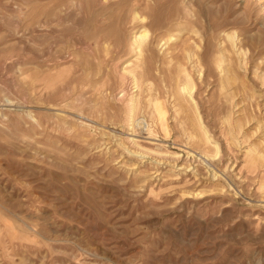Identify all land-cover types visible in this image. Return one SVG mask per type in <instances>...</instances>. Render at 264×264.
Returning a JSON list of instances; mask_svg holds the SVG:
<instances>
[{
	"label": "rangeland",
	"instance_id": "1",
	"mask_svg": "<svg viewBox=\"0 0 264 264\" xmlns=\"http://www.w3.org/2000/svg\"><path fill=\"white\" fill-rule=\"evenodd\" d=\"M0 264H264V0H0Z\"/></svg>",
	"mask_w": 264,
	"mask_h": 264
},
{
	"label": "bare ground",
	"instance_id": "2",
	"mask_svg": "<svg viewBox=\"0 0 264 264\" xmlns=\"http://www.w3.org/2000/svg\"><path fill=\"white\" fill-rule=\"evenodd\" d=\"M146 36H147V34H141V35L138 37V39H139L140 41H142V40H144V39L146 38ZM134 43H135V42H134ZM141 44H142V42H141ZM140 46H141V49H142V45H140ZM136 51H137V50H136ZM187 76H188V75H187ZM188 81H189V80H188ZM188 81L186 82L187 84L189 83ZM193 82H194V81H193ZM193 82H192V85L189 84L190 86H187L188 91H190L189 95L191 94V95L189 96L190 98H192V97L194 96V95H193V94H194V91H195L194 89H195V87L197 86V85L194 86L195 84L193 85ZM190 83H191V82H190ZM196 88H197V87H196ZM184 89H185V88H184ZM185 91H186V89H185ZM122 93H123V92H122ZM123 95H125V94L123 93ZM121 96H122V95H121ZM122 97H123V96H122ZM195 107H196V106H195Z\"/></svg>",
	"mask_w": 264,
	"mask_h": 264
}]
</instances>
